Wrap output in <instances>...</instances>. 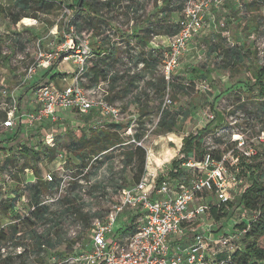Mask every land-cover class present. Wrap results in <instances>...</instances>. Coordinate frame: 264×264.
<instances>
[{"label": "rangeland", "instance_id": "1", "mask_svg": "<svg viewBox=\"0 0 264 264\" xmlns=\"http://www.w3.org/2000/svg\"><path fill=\"white\" fill-rule=\"evenodd\" d=\"M58 1L48 0L44 6L32 3L27 16L21 18L16 24L12 22L9 14L0 15V229L10 235L8 239L10 243L13 241L11 236L14 225L21 229L17 235L26 229L22 217L31 209L33 202L31 198L34 193L32 185L38 182L34 173L29 174L27 168L33 167L38 170L39 178L44 181L42 178L44 172L58 164L57 159L49 160L42 152L44 150L42 141L46 140L48 133H52L54 145L47 148L55 147L57 150L65 151L67 165L64 166L63 175H67L66 181H69L66 188L59 190L58 181L62 172L57 168L53 172L55 181L50 183L54 184L53 187L44 189L40 196L42 203L49 206L50 212L57 213L60 218L59 227L50 235L52 241L56 243L54 248L45 247L42 256L37 258L33 239L30 236H21V251L25 247L28 254L25 259L14 256L12 264H21L22 260L26 264H51L54 250L70 253L76 247H84L89 242L90 220L84 223L76 213L73 216L74 219L71 215L64 216L61 213L68 202H71L74 207L81 208V212L92 213L94 209L107 208L114 195L109 196L107 193L105 200L101 202L96 198V193L108 184L107 173L111 171V168L105 165V161L110 156L114 159L119 157L117 164L122 166L121 178L124 183H129L136 169L133 164L126 163V153L132 151L134 145H137L145 151L144 174L159 181L167 179L172 177L171 171H175L172 162L181 157L183 137L196 133L207 123H210V126L202 134L205 149L215 154L222 153L224 163L232 165L239 173L240 178L227 189L232 206L228 209L229 216L222 217L220 221H215L206 212L202 217L199 216L194 221L185 223L184 234H180L174 242H170V247L187 246L186 239L192 236L195 230L204 232L206 235H213L218 231L221 234L229 233L234 223L236 225L231 233L239 234L233 240L236 243L241 235L238 223L254 216L237 206L241 190L248 183L247 164L250 162L248 156L255 155L264 163V102H262L263 97L260 98L256 88L252 86L250 71L253 64L259 67L264 66V2L260 3L256 9L250 10L245 5L251 0H222V3L213 9L215 16L213 27L207 29L206 34L203 32L201 37H195L190 41L170 79H164L166 84L168 83L164 91H159L160 78H163L161 67L163 51L153 55L152 58L159 62L156 66L146 67V77L144 79L137 77L138 86L132 81L133 79L123 81L117 73L123 70L121 55L129 54V46L137 44L135 34L140 37L146 34V26L136 32L131 20L136 23V27H140L139 24L145 22L146 18H151V23H155L157 18L165 20L170 15H175L176 21L181 14L177 7L182 5L184 0H170L171 7L166 12L167 18L159 13L162 0H143V10L136 17L125 11L130 0H111L112 8L108 9L111 12L107 10L108 6L104 5L107 0H88L91 8L87 7V10L82 11H76L78 0ZM97 1L98 4H95ZM14 2L15 0H0V4L8 9V13L17 11L13 6ZM93 2L94 7L99 11L94 12ZM37 7L40 10H36ZM173 8L175 13L171 12ZM151 12L153 14L149 16ZM74 21L82 28L78 29ZM220 22H223L222 26L219 25ZM154 26L152 28H155ZM79 33H83L89 39L93 50L98 47L101 39L103 44L107 46L112 44L120 50L119 58L111 67L116 75L108 98L113 105L120 108L123 115L120 122L123 128L117 134L121 139L120 143H124V145L115 146L107 153H104L106 149L97 147L94 153L81 152L82 164L67 145L71 141L79 140L82 135L89 139L91 133L101 129L115 131L110 126L112 123L110 119L97 117L87 120L74 110L60 109L57 116L62 121L59 123L44 121L42 125L27 129L24 128L22 121L20 125L16 124L12 129L2 126V121L12 102L11 92L20 109L18 114L30 110V106H25V103L31 101L33 94L24 100L23 94L26 89H34L38 83L28 87L20 82L27 67L38 61L39 51L51 52L58 44ZM146 39L150 40L148 46L144 48L146 53L156 45L163 46L164 50L167 48L166 38L164 41L149 35ZM125 41L129 42L128 45ZM214 43L221 44L223 49L232 46H237V49L248 47L245 51L250 49L255 51V54L251 55L252 58L247 55L244 63H233L228 61V58L219 56L216 51H211ZM94 59L95 56L92 55L88 60L89 66ZM61 62L62 66L72 65L69 60ZM57 63L58 61L54 62V64ZM36 74L38 75L39 72ZM69 78L71 79V76ZM149 81L157 85L149 87ZM136 87L140 91L141 89L146 91V93L141 92V100L137 102L134 99L137 93ZM3 90L8 94L3 95L1 93ZM164 96H168L171 100L164 109L174 115L172 131L161 130L157 126ZM17 131L19 136L13 138ZM132 138L139 144L131 142ZM22 145L31 151L22 152ZM32 151L36 157L32 156ZM101 153L103 154L101 158H95ZM46 154L50 153L47 151ZM226 169L227 172L230 171L228 167ZM80 174L83 175L84 182L88 183L86 186L83 185L84 188L76 184V177ZM42 183H39L41 188L44 185ZM82 189L84 194H78V191L81 192ZM205 198H210L216 203L214 194L207 193ZM11 204L14 208L10 207ZM76 221L82 222L80 229H75ZM44 227L46 224L38 221L34 229L39 233ZM214 250L215 245L210 244L209 254ZM63 256L56 258V261H62ZM208 257L210 260L214 256L208 255ZM38 259H41V262H38Z\"/></svg>", "mask_w": 264, "mask_h": 264}, {"label": "built area", "instance_id": "2", "mask_svg": "<svg viewBox=\"0 0 264 264\" xmlns=\"http://www.w3.org/2000/svg\"><path fill=\"white\" fill-rule=\"evenodd\" d=\"M221 3L222 0H184L181 27L174 35L166 36L168 45L163 50L161 65L164 79H170L190 41L204 30L206 17ZM219 25L222 26L223 22ZM158 49L160 46H157L156 50ZM129 51V54L122 55L123 70L119 74L124 78L140 74L139 79H144L146 66L143 58L137 57L138 47L130 45ZM91 57L89 39L83 33L66 39L51 52L39 51L38 61L27 67L23 82L35 75L38 69H50L52 63L62 60H71L75 67L71 73V81L62 87L47 83L34 87V107L22 114H18L20 109L11 92L12 102L2 126L12 129L22 121L27 129L42 125L44 121L59 123L62 121L57 116L60 109L74 110L79 115H85L95 109L99 117L121 122L123 115L120 108L107 99L109 81L102 80L86 87L88 82L85 73ZM1 93L8 94L5 90ZM170 102V98L164 96L160 111ZM53 139L52 133H48L42 143L52 147ZM131 142L139 144L133 138ZM114 147L106 149L104 153L110 152ZM102 156L101 153L95 158ZM118 158L110 156L105 161V165L111 168L107 173V180L109 183L113 180L115 186L105 184V188L96 193V198L102 202L107 193L114 197L106 209H94L89 213L92 215L89 242L84 247H76L70 253L65 252L62 261H56V257H53L51 264H205L207 255L233 249L236 233H219L215 237L197 230L187 237L188 244L184 248L170 247V242L184 234L185 223L194 221L207 212L209 206L204 202L207 193L214 194L216 203L230 199L227 189L235 184L237 179L235 175L227 172L222 162L212 161L209 154H206L200 163L187 160L183 163L184 166L203 169L204 174L186 182L181 181L177 185L169 178L158 182L148 174H144L138 182L130 184L124 183L121 178L122 166H118ZM56 159L57 166L44 172L42 178L47 183L54 182L53 172L59 168L62 174L59 176L58 188L62 190L69 184V181H66L67 175H63L67 165L65 151H60ZM27 171L31 175L34 173L32 168H27ZM82 176L80 174L76 177V184L84 188L88 183L84 182ZM83 191L84 189L78 191V194L83 195ZM132 213L134 214L130 217ZM71 218L73 219V215ZM81 223L76 221L75 229H80ZM210 244L215 245V250L209 254ZM9 251L18 254L22 252L21 246L12 247L10 244L4 246L1 252L5 256Z\"/></svg>", "mask_w": 264, "mask_h": 264}, {"label": "trees", "instance_id": "3", "mask_svg": "<svg viewBox=\"0 0 264 264\" xmlns=\"http://www.w3.org/2000/svg\"><path fill=\"white\" fill-rule=\"evenodd\" d=\"M50 1V0H49ZM55 2H59L58 0H52ZM111 0H107L104 5L108 6L107 10L112 8L113 2H110ZM136 1V3H135ZM48 0H15L14 7L17 11L13 12L11 11L8 13V9L5 8L3 5L0 4V15L7 13L12 17V22L16 24L21 18L24 16H27V12L32 8V3L39 4V5H46ZM264 0H251L249 3H247L245 6L248 7L250 10L256 9L260 3H263ZM92 7H94V2L92 3ZM95 4H98V1L95 2ZM100 4V2H99ZM102 4V3H101ZM171 1L170 0H162L160 6L162 17L167 18L166 12L171 7ZM78 7L76 8V11H82L87 10V7H90L88 4V0H78ZM91 8V7H90ZM95 8V7H94ZM179 10V13H181L178 17V20H174L173 17L170 15L165 20L158 19L155 23H151L149 18H146L144 21L146 22L147 19L148 22L146 23L145 32L146 34L142 37L135 34V40H136V46L139 49V54L137 57H142L145 66L146 67H152L156 66V64L159 61H155L153 59V55H158L159 51H163L161 48L158 50L149 49V51H145V47L148 45L150 40H147L146 38L149 37V35H166V36H172L174 35L181 27V22L183 18V4L178 5L177 7ZM36 10H40L39 7H37ZM99 9L95 8L94 12ZM143 10V0H134V4L128 3L126 6V12L134 17L138 16L140 12ZM111 12L110 10H108ZM171 12L175 13V8L171 9ZM136 24V23H135ZM153 24V25H152ZM74 25L81 29L82 26L74 21ZM155 25V26H154ZM154 26L155 28H152ZM128 41H125V44L128 45ZM242 46V45H240ZM237 46L232 47H226L223 49L221 44L214 43L211 47V51H216L219 56H224L225 58H228V61H233V63H244L246 56H252L255 54V51L248 49V51H245L248 47H242L236 48ZM118 49H115L112 44L108 46L107 54H103L101 56V51L99 49H92V55L96 57L94 59L89 67V70L86 71L85 76L87 77L88 84L86 87L92 86L94 83H97L102 80H108L109 81V94L111 88H113V83L115 82V75L116 72L114 70H111L112 64L114 63L115 58H119V52H115ZM247 50V49H246ZM252 55V56H251ZM117 56V57H116ZM113 59V60H112ZM122 59V55H121ZM54 63L51 65L50 68L54 67ZM251 71V77L253 80L252 86H254L257 90V95L261 98L263 97L262 102H264V66L259 67L256 64H253L250 68ZM120 70L117 72L119 74ZM146 73V72H145ZM120 78L123 79V81L127 79H133L135 85H137V77L140 78V74L138 75H132L127 78H124L123 75H120ZM143 77V76H142ZM154 79V78H151ZM161 79V90L164 91L166 85V82L164 81V78ZM136 80V81H135ZM149 87L156 86V83H153L151 81L148 82ZM138 86V85H137ZM137 89L136 96L134 99L137 101L141 100V92H145L144 90ZM140 91V93H139ZM109 94L107 96V99L109 100ZM110 102V101H109ZM263 104V103H262ZM263 108V107H262ZM160 118L158 120V128L161 130L166 131H172V125H174V115L171 114L167 109H163L160 114ZM82 117H85V119H95L98 116V111L93 109L89 113L85 115H81ZM210 123H207L203 128L198 130L194 134H189L182 139V147H181V157H179L178 160L173 161V165L175 168V171H171V176L169 179H172L173 182L177 185L181 181H187L190 178L201 176L204 174V170L200 168H191L186 167L183 165L184 162L187 160H193L195 162H202L203 158L206 154H209L211 157V160L214 162H222L226 168L228 167L230 173L236 176V179L240 178L239 173L236 172V169L232 165H227L224 163V160L222 159V153H213L208 152L205 149L204 142H203V132L208 130V127ZM115 131H110L109 129H101L98 131H95L94 133H91L90 138L86 139L84 135L79 138V140L71 141L67 148L74 153V155H77L78 159L80 160L82 164L81 159V152L86 151V153H94L96 147L102 150L108 149L110 147H114L118 144H120L121 139L118 136L117 132L123 128V125L120 122H112L111 125ZM19 131V130H18ZM16 132L14 134L13 138H17L19 136V132ZM48 145L43 144L44 150H42L45 157H48L49 160H52L53 158L56 159L57 155L62 150H57L55 147L47 148ZM21 151L24 153L30 152L31 149L27 148L25 145H22ZM49 152L50 154H46V152ZM97 153V152H96ZM36 154L32 151V156H35ZM127 159L126 163L133 164L134 168L136 169V173L134 176L131 177L129 180L130 184L138 182L141 177L144 175V164H145V151L141 147L134 145V149L132 151H129L126 153ZM38 158V157H37ZM36 158V159H37ZM249 163L247 164V179L248 183L245 187L242 188L241 194L239 195L237 199V206H240L241 209H244L246 212H250L254 214L253 217L246 221H241L238 223V228L241 233L240 239L236 241V243L233 242L234 247L232 250H223L220 252H217L216 254L212 255L214 256L210 260L208 255L205 258V264H264V163L262 162L261 158L253 156H248ZM27 167V166H26ZM33 168V167H31ZM36 171V173H35ZM33 172L35 177L38 179V182L42 184L43 187L41 188V185L36 182L33 186L34 193L32 195V203L31 207L27 214L22 217L23 224L26 225V229L19 235V231L21 229L18 228L17 225H14V229L12 230V236L11 240L12 243L8 241L10 238L7 233L3 229H0V264H12L13 257H18L21 259H25L26 255L28 254L27 249L23 247V250L21 253H15L13 251L7 252L5 256L2 254V248L8 244H10L12 247L22 246V237L21 236H30V238L33 239V247L35 248V252L37 255V258L41 257L44 253V248H54L56 243L52 241L50 238V235L53 234L54 231L57 230V228L60 225V218L57 213L50 212V208L47 205H44L42 201L40 200V196L42 195V192L44 189L53 187L54 184L47 183L46 181H42L39 178V171L35 170L33 168ZM164 180V179H161ZM160 180V181H161ZM160 182L159 180H157ZM109 183V182H108ZM113 180H110V183L112 186H115ZM10 198V197H9ZM14 198V197H11ZM204 202L209 206L207 212L210 214V216L215 221H220V219L224 216L228 217V209L232 206V201L228 200L226 202L222 203H214L210 198H205ZM14 205L11 204L10 207H13ZM14 208V207H13ZM78 215L79 219L87 223L88 220L92 217L88 212H81V208L74 207L71 202H68V205L65 207L64 210H62V215L64 216H70V215ZM69 214V215H68ZM61 216V215H60ZM74 219V217H73ZM40 221L44 222L46 224V227L41 232H37L34 229L35 224ZM48 224V225H47ZM236 225V223H235ZM234 225V227H235ZM239 234H237V237ZM63 239V237H62ZM238 239V238H237ZM15 241V242H14ZM61 241V240H60ZM2 243H4L2 245ZM63 252H58L54 250V253L51 257V260L53 257L60 258L63 256ZM42 259V258H41ZM41 259H38V262H41ZM12 261V262H11ZM21 264H26L25 261L22 260Z\"/></svg>", "mask_w": 264, "mask_h": 264}, {"label": "crops", "instance_id": "4", "mask_svg": "<svg viewBox=\"0 0 264 264\" xmlns=\"http://www.w3.org/2000/svg\"><path fill=\"white\" fill-rule=\"evenodd\" d=\"M129 3H131V4H134V0H130V2ZM135 3H136V1H135ZM144 7H146V6H144ZM161 7V6H160ZM159 7V8H160ZM162 8V7H161ZM213 10L211 11V13L206 17V19H205V23H206V26H205V28H204V30L202 31V33L203 32H205V34L207 33L206 31H207V29H210V28H212L213 27V25H214V18H215V16L213 15ZM159 13H160V15H162V12H161V10L159 9ZM174 13V12H173ZM153 13L151 12V13H149V16L150 15H152ZM172 17H173V19H174V17H175V15H171ZM157 17H158V15H157ZM150 19V18H149ZM149 19H147V21L146 22H142V23H140L139 25H140V27H136V24H135V22L134 21H132L131 20V24H132V26L134 25V30L136 31V32H138L140 29H142V28H144L145 27V25H146V23L148 22V20ZM152 19H153V17H152ZM155 19H156V17H155ZM150 21H152L151 19H150ZM134 31V33H136ZM202 33L198 36V37H201L202 36ZM204 34V33H203ZM154 35V34H153ZM154 36H156V37H159V38H161V40H164L165 41V38H166V35H160V34H156V35H154ZM167 39V38H166ZM163 41V42H164ZM127 43H129V42H127ZM98 47L97 48H95V49H99L100 51H101V56L103 55V54H107V50H108V46L107 45H105V44H103V42H102V39L99 41V43H98V45H97ZM148 46V45H147ZM156 46H159V45H156ZM152 47L153 48V50H156V48L157 47ZM115 47V46H114ZM146 48V47H145ZM160 48L162 49V50H164V47L162 46H160ZM115 49H118V48H116L115 47ZM120 50L118 49L117 51H115V52H119ZM95 59H96V57H95ZM113 60V59H112ZM117 60V58L114 60V62ZM70 62H71V64L72 65H68V64H65V65H63L62 66V62L61 61H58V63L57 64H55L54 65V67L53 68H50V69H38L37 71H36V73L37 72H39V74L37 75V74H35V75H33L28 81H26V82H23V78H24V76H22V78H21V84H25V86H32L33 84H35V83H38L37 84V86L39 85V84H44V83H47V84H52V85H54V86H56V87H62V86H64V85H67L68 83H70V81H71V79L69 78L70 76H71V73H72V71L74 70V65H73V63H72V61L71 60H69ZM92 63V62H91ZM89 65H87V70H89ZM63 74H67V75H63ZM44 76V77H43ZM69 79H70V81H69ZM27 87V88H28ZM36 87V86H35ZM14 91H16V90H14ZM32 91H33V88H29V89H26V92H24V97H23V100L24 99H26V97H28L30 94H33L32 93ZM29 98H31V97H29ZM29 100V99H28ZM25 106H30V110L34 107V104H33V98H31V101L29 100V102H26L25 103ZM233 231V230H232ZM231 231V232H232ZM220 232L218 231L216 234H213L215 237L217 236V234H219Z\"/></svg>", "mask_w": 264, "mask_h": 264}, {"label": "bare ground", "instance_id": "5", "mask_svg": "<svg viewBox=\"0 0 264 264\" xmlns=\"http://www.w3.org/2000/svg\"><path fill=\"white\" fill-rule=\"evenodd\" d=\"M25 18H27V17H25Z\"/></svg>", "mask_w": 264, "mask_h": 264}]
</instances>
